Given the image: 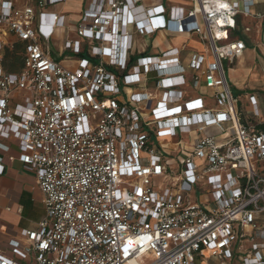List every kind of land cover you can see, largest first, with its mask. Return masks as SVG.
Returning <instances> with one entry per match:
<instances>
[{"label": "built area", "instance_id": "built-area-1", "mask_svg": "<svg viewBox=\"0 0 264 264\" xmlns=\"http://www.w3.org/2000/svg\"><path fill=\"white\" fill-rule=\"evenodd\" d=\"M29 1L0 0V176L16 144L45 217L0 246V264H264V133L242 122L224 64L247 51L241 24H264V0H92L64 45L88 56L75 70L49 49L65 18L48 11L66 0ZM130 28L205 49L187 66L178 48L135 58ZM189 73L204 96H187ZM248 109L260 117L254 96ZM185 136L176 173L159 143Z\"/></svg>", "mask_w": 264, "mask_h": 264}, {"label": "crops", "instance_id": "crops-1", "mask_svg": "<svg viewBox=\"0 0 264 264\" xmlns=\"http://www.w3.org/2000/svg\"><path fill=\"white\" fill-rule=\"evenodd\" d=\"M34 2L35 0H30L29 4H34ZM91 2L92 0H74V2H68V0H66L64 3L50 8L48 11L58 13L65 18V27L55 32L50 41L49 49L52 57L70 70L77 69L78 60L82 59V57L74 56L70 52L65 51L64 45L69 40H77L73 35L76 34L75 31L83 12L88 9ZM70 3H72V5ZM173 5L183 7L186 10L191 9L192 6L191 3L182 0H143L142 2L144 9H152L159 6L169 7ZM129 12L133 16L138 13V11H133L131 8ZM245 27L249 29V33L247 34L244 33ZM263 28V22L258 20H246L243 22L241 24L240 33L247 43V51L243 54L241 59L235 61L233 64H227V74L229 77V72L235 74L236 71L239 70L238 67L241 64L245 63L247 60L253 59V67H249L246 70L247 80L232 83V85L239 92L245 90L252 92L246 96V100L248 101L250 96H254L257 99L258 109L261 105L264 107V90H255V88L251 87L257 86L258 84L264 85V50L261 47V32ZM129 30L133 35L131 54L135 58L143 55H160L168 49L178 48L183 49L180 58L182 64L187 66L192 55L202 53L205 49L204 44L196 36L170 34L165 31H160L152 36H142L136 34L131 28ZM142 41L143 43H141ZM51 46H53L54 51L51 50ZM90 46L101 47L108 45H101L95 42H88L84 45L85 48H89ZM254 75L256 77L257 75L259 76L260 82L255 85H250L248 82L249 77ZM186 79L188 82L186 91L189 98L204 96L203 94L206 91L202 86L197 88L194 87L191 82L190 73L186 75ZM246 83H248L250 88H244ZM205 102L209 106L212 103L208 99H205ZM239 111L244 114L242 109ZM258 119H260V122H263L264 116L260 114ZM9 157H13L14 161L11 162ZM19 157L20 153L16 144L12 145L9 154L3 155L5 171L0 176V216L3 215L6 217L7 215H11V222L4 226L5 236L0 238V246L4 247L10 240L18 239L22 231L35 230L45 217L43 197L39 190L36 177L21 164ZM21 171L34 177L33 183H31L30 186H26L24 176L19 173ZM11 205V210H8Z\"/></svg>", "mask_w": 264, "mask_h": 264}, {"label": "rangeland", "instance_id": "rangeland-1", "mask_svg": "<svg viewBox=\"0 0 264 264\" xmlns=\"http://www.w3.org/2000/svg\"><path fill=\"white\" fill-rule=\"evenodd\" d=\"M19 3H21L22 5H24V0H20L17 1ZM68 2H74V0H68ZM19 4V5H21ZM72 5V3H70ZM73 37H76V34L73 35ZM233 39V38H232ZM143 43V41L141 42ZM51 50L54 51L53 46H51ZM20 51V50H19ZM20 53V52H18ZM10 60H12L14 58V56H12V54H10ZM20 58L21 60V55H16ZM10 60H7V62L9 63ZM225 64V69L227 70V62L224 63ZM249 67H253V59L251 60H247L245 63L241 64L238 67V71H236V73H231L229 72V79L231 80V90L233 93V96L238 100V104H237V108L239 110L242 109V111L245 113L246 110L248 109V101L246 100V96L251 94L252 92H250L249 90H245L242 92L237 91L232 83H236V82H241L242 80H247L246 78V70ZM254 73V72H253ZM248 82L250 83V85H255L256 83H259V76L257 75V77L251 76L249 77ZM248 86V87H247ZM245 89L250 88L248 83H246V86H244ZM251 88H255V90H264V85L258 84L257 86H252ZM264 100V97H263ZM259 112L261 115L264 116V107L261 105L259 106ZM247 115V117H250L251 115L249 113H245ZM262 119V118H261ZM256 122H260V119H257ZM195 136H192V139H194ZM181 142L182 145L178 144V139H174L171 142H167L165 144V146L162 145V142L159 143V146L162 148L164 154L166 155V160L167 163H169L171 165V168L174 172H180V168H181V159H180V155L182 153L183 150H185L186 146H188L190 144V138L188 136L182 137L181 138ZM162 145V146H161ZM22 176H24L25 180H26V186H30L31 183H33V179L34 177L31 175L26 174L25 172L21 171L19 172ZM209 196H204L201 198V202H206L209 200ZM11 222V215H7L6 217H4L3 215L0 216V238L5 236L4 234V226L6 224H9Z\"/></svg>", "mask_w": 264, "mask_h": 264}, {"label": "trees", "instance_id": "trees-1", "mask_svg": "<svg viewBox=\"0 0 264 264\" xmlns=\"http://www.w3.org/2000/svg\"><path fill=\"white\" fill-rule=\"evenodd\" d=\"M14 56V55H13ZM82 57H88L86 54H82ZM10 54L8 53L6 56V61L10 60ZM21 68V62H20V58L18 56H14V58L12 60H10L9 63H6V69L8 72L14 73V72H18ZM241 114V119L242 122L246 125V123L248 122H253L255 123V127L257 130L261 131L264 133V121L263 122H256L254 118L247 117V115L243 114L242 112H240Z\"/></svg>", "mask_w": 264, "mask_h": 264}]
</instances>
